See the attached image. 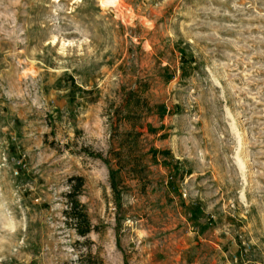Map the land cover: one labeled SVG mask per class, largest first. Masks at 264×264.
I'll list each match as a JSON object with an SVG mask.
<instances>
[{
    "label": "rangeland",
    "instance_id": "rangeland-1",
    "mask_svg": "<svg viewBox=\"0 0 264 264\" xmlns=\"http://www.w3.org/2000/svg\"><path fill=\"white\" fill-rule=\"evenodd\" d=\"M120 1L0 0V264H264V0Z\"/></svg>",
    "mask_w": 264,
    "mask_h": 264
},
{
    "label": "trees",
    "instance_id": "trees-1",
    "mask_svg": "<svg viewBox=\"0 0 264 264\" xmlns=\"http://www.w3.org/2000/svg\"><path fill=\"white\" fill-rule=\"evenodd\" d=\"M89 157L94 159L102 160L106 165V161L101 158L99 154H93L91 152H87L84 150ZM155 151L152 152L153 156L155 157ZM116 171L110 170L109 171V184L114 195V202L116 208H120V193L117 190V182H116ZM83 178L81 177H72L69 180V188L70 192L66 194V205L67 208L64 212L66 220L70 223V225L74 228L77 235L80 237L87 236L91 231L92 227L89 223L87 215L83 211V206L78 201V195L82 190L83 187Z\"/></svg>",
    "mask_w": 264,
    "mask_h": 264
},
{
    "label": "bare ground",
    "instance_id": "bare-ground-1",
    "mask_svg": "<svg viewBox=\"0 0 264 264\" xmlns=\"http://www.w3.org/2000/svg\"><path fill=\"white\" fill-rule=\"evenodd\" d=\"M116 3L120 4L121 1L120 0H101V5L105 8V7H112L114 5H116ZM117 4V5H118Z\"/></svg>",
    "mask_w": 264,
    "mask_h": 264
}]
</instances>
